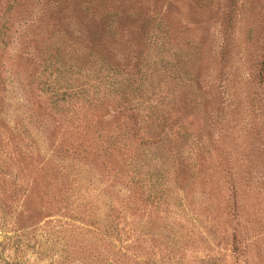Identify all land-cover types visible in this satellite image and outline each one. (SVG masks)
Masks as SVG:
<instances>
[{
  "label": "rangeland",
  "instance_id": "374dc122",
  "mask_svg": "<svg viewBox=\"0 0 264 264\" xmlns=\"http://www.w3.org/2000/svg\"><path fill=\"white\" fill-rule=\"evenodd\" d=\"M112 77L147 88L120 99ZM150 97L172 122L136 168L163 176L167 203L122 176ZM59 151L130 203L120 264H264V0H0V264H93L92 241L62 239L86 225L82 197L45 177Z\"/></svg>",
  "mask_w": 264,
  "mask_h": 264
},
{
  "label": "trees",
  "instance_id": "16d2710c",
  "mask_svg": "<svg viewBox=\"0 0 264 264\" xmlns=\"http://www.w3.org/2000/svg\"><path fill=\"white\" fill-rule=\"evenodd\" d=\"M33 20V17L32 19ZM114 19L112 18L110 22L108 23V26L111 28L113 27ZM108 28V30L110 29ZM31 43L28 45L30 46ZM30 51H27V53ZM21 58H23V55H20ZM112 81L109 82L111 87H113V91L120 97V99L126 100L127 98H132L133 100V94L136 96L137 94L140 96L141 91L144 90V84L140 83L135 87H132L130 84L126 86L120 85V82L116 81V78L112 77ZM119 83V84H118ZM51 86V85H50ZM58 91L57 87L52 88V92L56 93ZM66 94V91H62L60 95L56 96V100L59 98L61 101L64 99V95ZM134 96V97H135ZM105 97V96H104ZM138 98V97H137ZM147 106H144L143 108L136 107L138 109H141V117L140 122L142 123V130H140V144L141 147H143V151L139 156H137V162L135 161L131 166L132 168L128 167V170L130 173H122V176H127L129 179V182L132 183V188L137 189L138 191H141V194H146V197L144 201H148L149 204L152 201L156 202H164L167 203L169 196L167 198L168 193L166 192L164 185L166 184V181L163 180V176H156L154 174L152 175H145L143 170H140L139 168H136V165H141L142 163H146L145 160H142L146 157V155L151 154L154 149H158L160 147V144L158 143L159 140L156 137V127L159 125L160 122H164L166 120L171 121V116L164 108L159 107L153 102V98H148ZM91 100L95 101L94 106H96V109L98 110V106L102 104L100 98L98 97H92ZM131 100V99H130ZM101 102V103H100ZM146 102V101H145ZM139 103L138 105H141V102H135ZM135 105V106H138ZM137 109V113H139ZM168 113V114H167ZM34 119H31L30 121L33 123H36L38 118H36V115H31ZM173 120V119H172ZM42 125V124H41ZM135 125V124H134ZM182 128H185L184 126H180ZM46 129V128H45ZM46 131V130H44ZM121 137V136H120ZM129 136H126L123 134V137L118 141L123 146L130 145V142H127V139ZM33 139L35 142V152L37 155L42 156V158H45V152L43 151V147L37 142L33 135ZM113 148H116V141L110 143ZM99 146V145H97ZM96 146V147H97ZM110 146H103L102 149L105 152ZM155 152V151H154ZM56 154V153H55ZM68 156H64L61 151L55 155L54 158V164L51 165V162L49 161V169H47V173L45 177H47L52 173H56L59 175V179L61 178L65 183L68 185H71L70 188H72V192L70 193V198H73L75 196V200H79L81 197L82 203L77 205L75 210L79 209L82 211L81 214H84L81 219L85 220L86 228H78L73 225L66 229H63L64 235L62 239H69L71 236L79 237L82 236V239H89L94 244V247L92 248V255L90 258L93 259V264H120L122 260L129 258L128 253L126 251V242L125 239L122 238V234H126L132 230L131 227L125 229V227L121 226L118 219L124 220L125 215L120 214V211H118L117 207L124 206L126 209H130L131 205L129 202H125V199L121 198L119 195L118 190L115 189V187L112 185L110 189L106 190L105 192L100 191L99 187H94L95 183L93 182L92 178L88 177L85 173L80 171L77 168V162H74L73 160H68ZM130 165V163H129ZM185 165H187L185 162L182 161V165L179 166V169H184ZM128 174V175H126ZM156 174H162V173H156ZM176 176L178 177V181H183V173L180 170H177ZM175 176V177H176ZM176 177V178H177ZM244 182L246 186L252 185V179L246 178ZM88 187H91V190H88ZM98 188V189H97ZM93 191V192H92ZM85 196H81V193ZM92 192V193H91ZM90 193V195H89ZM80 194V195H79ZM90 196V197H89ZM92 198V199H91ZM73 203H75L72 199V202H70V205L74 206ZM80 206V207H79ZM82 206V208H81ZM121 216H120V215ZM159 219H161L159 217ZM173 228V227H171ZM70 247V245H69ZM238 245H233V251L238 250ZM70 251V248H67L65 250L66 255H69L68 252ZM131 256V255H130ZM88 258V257H87ZM184 256H179L177 259H173L175 261V264H184L182 262ZM218 258L216 257H200L197 259L198 263L200 264H221L218 262ZM196 261V260H195ZM136 264H148V262H137ZM236 264H242L241 262H237Z\"/></svg>",
  "mask_w": 264,
  "mask_h": 264
}]
</instances>
